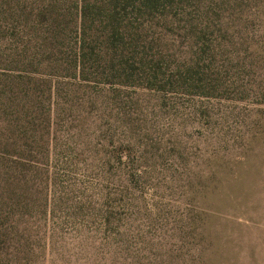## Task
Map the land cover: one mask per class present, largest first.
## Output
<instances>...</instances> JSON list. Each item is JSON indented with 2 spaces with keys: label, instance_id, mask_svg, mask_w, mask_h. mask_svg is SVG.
Returning a JSON list of instances; mask_svg holds the SVG:
<instances>
[{
  "label": "rangeland",
  "instance_id": "rangeland-1",
  "mask_svg": "<svg viewBox=\"0 0 264 264\" xmlns=\"http://www.w3.org/2000/svg\"><path fill=\"white\" fill-rule=\"evenodd\" d=\"M112 4L0 0V264H264V0Z\"/></svg>",
  "mask_w": 264,
  "mask_h": 264
},
{
  "label": "trees",
  "instance_id": "trees-1",
  "mask_svg": "<svg viewBox=\"0 0 264 264\" xmlns=\"http://www.w3.org/2000/svg\"><path fill=\"white\" fill-rule=\"evenodd\" d=\"M121 1H124V0H110V4H112L111 8H110V11L111 10H114L110 15H113L115 12H116V6L118 4V2H121Z\"/></svg>",
  "mask_w": 264,
  "mask_h": 264
}]
</instances>
